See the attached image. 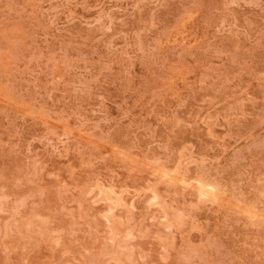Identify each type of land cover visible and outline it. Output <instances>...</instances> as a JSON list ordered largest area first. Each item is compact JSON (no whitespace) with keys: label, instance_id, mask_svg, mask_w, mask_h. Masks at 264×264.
Listing matches in <instances>:
<instances>
[{"label":"rangeland","instance_id":"rangeland-1","mask_svg":"<svg viewBox=\"0 0 264 264\" xmlns=\"http://www.w3.org/2000/svg\"><path fill=\"white\" fill-rule=\"evenodd\" d=\"M0 264H264V0H0Z\"/></svg>","mask_w":264,"mask_h":264}]
</instances>
